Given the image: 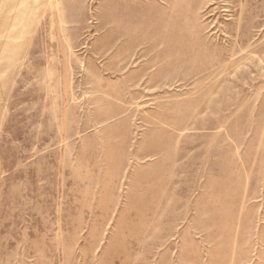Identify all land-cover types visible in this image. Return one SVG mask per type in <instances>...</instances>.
<instances>
[{"label": "rangeland", "instance_id": "374dc122", "mask_svg": "<svg viewBox=\"0 0 264 264\" xmlns=\"http://www.w3.org/2000/svg\"><path fill=\"white\" fill-rule=\"evenodd\" d=\"M3 40L0 264H264V0H0Z\"/></svg>", "mask_w": 264, "mask_h": 264}, {"label": "crops", "instance_id": "0c3cea01", "mask_svg": "<svg viewBox=\"0 0 264 264\" xmlns=\"http://www.w3.org/2000/svg\"><path fill=\"white\" fill-rule=\"evenodd\" d=\"M25 34H4L3 35V37H14V36H18V38H20V37H22V36H24ZM6 39V38H5ZM16 40V39H15ZM15 40H13L12 42H15ZM2 43L3 44H1L0 45V48H2V50H1V55H3V54H6L5 55V60H4V62H5V70H6V68H7V66H8V63H9V55H7V53H8V50H7V45H6V43H9V42H4V40L2 41ZM11 43V42H10ZM4 45V46H3ZM6 45V46H5ZM14 46H15V44H13ZM18 48H21V46H19V45H16ZM5 49V50H4ZM2 58H4L3 56H2ZM4 62H3V64H4ZM0 65H2V62L0 61ZM0 68H3V66H1ZM0 96H1V94H0Z\"/></svg>", "mask_w": 264, "mask_h": 264}]
</instances>
